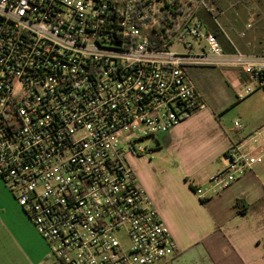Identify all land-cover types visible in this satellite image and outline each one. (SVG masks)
<instances>
[{
	"label": "built area",
	"instance_id": "2783aa9c",
	"mask_svg": "<svg viewBox=\"0 0 264 264\" xmlns=\"http://www.w3.org/2000/svg\"><path fill=\"white\" fill-rule=\"evenodd\" d=\"M211 0H0V178L48 243L46 264H161L177 245L128 162L205 107L191 68L264 92V55L211 31ZM235 127H242L239 121ZM197 189L264 163V129Z\"/></svg>",
	"mask_w": 264,
	"mask_h": 264
},
{
	"label": "crops",
	"instance_id": "0c3cea01",
	"mask_svg": "<svg viewBox=\"0 0 264 264\" xmlns=\"http://www.w3.org/2000/svg\"><path fill=\"white\" fill-rule=\"evenodd\" d=\"M260 52L264 50L254 54L264 55ZM237 71L238 79L249 85L248 76ZM241 94L238 100L247 97L240 98ZM226 116L224 108H210L205 102L191 118L161 136L157 143L165 156L159 161L170 165L166 170L151 166V157L133 160L177 245L175 255L161 264H264V163L217 195L203 200L197 193L226 169L225 155L233 146L264 129V118L251 126L254 122L245 119L237 129ZM1 192L6 200L0 203V264L42 263L47 249L39 232L18 208L14 194L3 185Z\"/></svg>",
	"mask_w": 264,
	"mask_h": 264
},
{
	"label": "rangeland",
	"instance_id": "374dc122",
	"mask_svg": "<svg viewBox=\"0 0 264 264\" xmlns=\"http://www.w3.org/2000/svg\"><path fill=\"white\" fill-rule=\"evenodd\" d=\"M201 14V18L208 27L222 26L228 38L241 51L257 53L264 50V0H211L208 11L204 10ZM245 42H250L252 46L246 48L243 45ZM260 53L263 54L264 52ZM189 73L202 93L207 106L214 109L224 108L229 124L233 125L239 121L242 125H245V119H248L254 122L253 124L249 123V126H251L257 122L258 118L259 120L264 118V93L262 91L257 90L252 95L238 100L237 95L244 93L247 85L245 86V82L238 79L237 70L195 67L191 68ZM250 129L248 128V130ZM139 146L152 148L154 153L142 156L128 153L127 159L132 168L134 158L142 159V157H151V161L149 160L151 166H155L158 170L161 168L166 170L170 167V165L160 163L159 159L161 162L164 160L165 152L158 146L157 141L147 138L139 142ZM133 170L136 171L134 168ZM136 176L139 179L137 174ZM262 181L264 192V174L262 175ZM2 185L7 191L11 192L0 178V203L6 200L1 192ZM11 195L13 196L12 192ZM13 198L15 199L14 196ZM15 202L20 209L21 207L16 199ZM39 237L47 249V257L40 264H46L51 261V259H47L50 254L49 245L41 235Z\"/></svg>",
	"mask_w": 264,
	"mask_h": 264
},
{
	"label": "trees",
	"instance_id": "16d2710c",
	"mask_svg": "<svg viewBox=\"0 0 264 264\" xmlns=\"http://www.w3.org/2000/svg\"><path fill=\"white\" fill-rule=\"evenodd\" d=\"M211 31L221 40V42L225 45H227L226 38L224 37L223 30H221L218 26H211L210 27ZM227 49L229 51H233L234 48L232 46L227 45Z\"/></svg>",
	"mask_w": 264,
	"mask_h": 264
}]
</instances>
